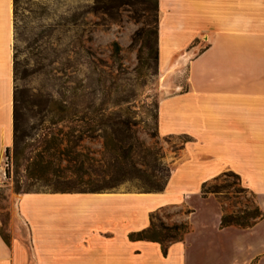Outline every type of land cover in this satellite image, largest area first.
Wrapping results in <instances>:
<instances>
[{
  "label": "crops",
  "instance_id": "obj_1",
  "mask_svg": "<svg viewBox=\"0 0 264 264\" xmlns=\"http://www.w3.org/2000/svg\"><path fill=\"white\" fill-rule=\"evenodd\" d=\"M158 16L160 65L188 64V88L158 106L159 136L186 140L164 191L24 194L30 246L0 235V264H264V218L222 228L202 194L233 173L264 209V0H158ZM14 45V0H0V151L14 140ZM167 208L190 212L185 239L166 255L130 240Z\"/></svg>",
  "mask_w": 264,
  "mask_h": 264
},
{
  "label": "rangeland",
  "instance_id": "obj_2",
  "mask_svg": "<svg viewBox=\"0 0 264 264\" xmlns=\"http://www.w3.org/2000/svg\"><path fill=\"white\" fill-rule=\"evenodd\" d=\"M17 5L18 132L0 151V229L9 244L17 240L26 248L29 228L19 214L24 194L146 193L166 185L186 140L159 136L158 106L188 88V64L178 68L185 61L181 55L172 67L159 63L157 0ZM54 139L64 155L51 149ZM38 161L43 173L34 165ZM126 163L127 178L114 186ZM205 191L223 216L251 226L264 218L256 195L233 173L209 182ZM189 215L185 208H167L153 223L157 231L187 223L190 233V222H179Z\"/></svg>",
  "mask_w": 264,
  "mask_h": 264
},
{
  "label": "trees",
  "instance_id": "obj_3",
  "mask_svg": "<svg viewBox=\"0 0 264 264\" xmlns=\"http://www.w3.org/2000/svg\"><path fill=\"white\" fill-rule=\"evenodd\" d=\"M17 4H18V0H14L15 19H16V15H17V6H18ZM157 11H158V0H157ZM157 36H158V33H157ZM17 132H18V109H17V104H16V95L14 94V138H15V136H17ZM121 142H123V141H121ZM52 143H53V147L51 149H53L54 152H57L56 154L59 153L60 155H64V153H62V147H61L62 145H59L56 142V139H54V142H52ZM118 149H119V151H121L124 154V155H121L123 160L125 162H127L128 158H129L128 152H124L123 147H120ZM63 151L66 152L67 150H63ZM34 165L36 166V168H38L39 172L43 173L44 167H43L42 161H38V162L34 163ZM123 165H124L123 166L124 168H122L123 170H121L123 173L120 174L119 178L114 180V183H113V184H115L114 186H117L116 184H118L119 182H122L124 180V178H127L126 177V169H125L127 167V163L123 164ZM207 184H205L203 186V191H202L203 195H206L205 188H206ZM165 186L164 187H157V190H158L157 192H146V193H160V192L164 191ZM91 193L97 194L96 192H91ZM27 194H31V193H27ZM62 194H76V193L69 192V193H62ZM154 216H155V214H153L152 218H151V226L146 230H143V231H140L137 233H133L132 235H130V240H132V241H148V242L159 243L162 246L163 253L166 255L169 246H171L172 244H174L176 242L182 241L184 236L189 233L190 228H189V225L187 223L175 225L173 227H168V226H165L163 224L160 227V231H157L155 228V225L153 223ZM221 226H222V228H227V227H231V226H239L242 228L252 227L251 225H248V224H241V223L235 221L232 217H230L228 215H224L222 217ZM0 235L2 236L3 240L7 244H9L8 240L3 235L1 229H0Z\"/></svg>",
  "mask_w": 264,
  "mask_h": 264
},
{
  "label": "bare ground",
  "instance_id": "obj_4",
  "mask_svg": "<svg viewBox=\"0 0 264 264\" xmlns=\"http://www.w3.org/2000/svg\"><path fill=\"white\" fill-rule=\"evenodd\" d=\"M183 59V58H182ZM184 59H185V57H184Z\"/></svg>",
  "mask_w": 264,
  "mask_h": 264
}]
</instances>
